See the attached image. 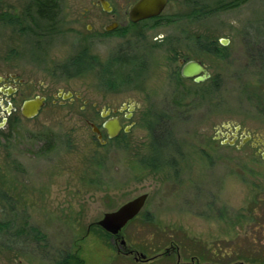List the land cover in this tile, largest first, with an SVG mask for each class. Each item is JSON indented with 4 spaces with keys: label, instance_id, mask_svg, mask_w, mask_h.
Instances as JSON below:
<instances>
[{
    "label": "rangeland",
    "instance_id": "1",
    "mask_svg": "<svg viewBox=\"0 0 264 264\" xmlns=\"http://www.w3.org/2000/svg\"><path fill=\"white\" fill-rule=\"evenodd\" d=\"M136 1L109 0L120 12ZM191 1L168 0L158 23L99 39L79 20L91 0H61L57 37L42 34L32 0H0V70L50 88L40 113L10 133L0 169V221L28 224L44 240L23 236L14 249L0 247V264H54L65 254L82 264H144L121 255L120 239L96 226L143 194V209L120 233L137 254L151 259L172 249L161 264H200L185 253L194 244L227 253L208 264H264V202L256 200L264 197V146L262 155L252 148L264 143V0L224 11L217 2L233 0L202 1L211 14L198 20L188 17ZM89 45L91 65L67 67ZM179 59L201 63L209 78H181ZM58 88L135 107L129 134L100 146L80 101L51 103ZM223 127L240 128L244 143L227 146L231 139L217 138ZM167 137L171 146L162 150Z\"/></svg>",
    "mask_w": 264,
    "mask_h": 264
},
{
    "label": "flooded vegetation",
    "instance_id": "2",
    "mask_svg": "<svg viewBox=\"0 0 264 264\" xmlns=\"http://www.w3.org/2000/svg\"><path fill=\"white\" fill-rule=\"evenodd\" d=\"M101 2L106 3V9L102 7ZM60 4H61V0H58L57 11L55 12V14L51 15L53 20H45V19L42 20L46 26L45 27L46 30H43L44 33H42L45 35V37H52L51 35H56L57 37L61 35V33L56 29L57 26L59 25V17L61 14ZM131 7L129 8V10L131 9ZM166 7L164 8L163 12L165 11ZM93 9H99V12H94ZM129 10L126 12L125 11L120 12L118 10H115L114 7L110 4L109 0H91L89 6L85 7L80 12L79 20L85 22L84 29L87 31L88 34H91L92 32L96 33L95 34L96 38L108 39V38H112L113 36L123 38L124 36H127V32L129 28L135 27L137 25H143L148 22L158 23L163 14L162 12L157 17L142 20L137 23H132L129 20ZM35 15L37 18H39L36 12ZM89 47L90 45L85 47L86 49L83 50L81 54H78L69 59L83 57L85 59L95 60L94 56H90V54H88V50H90ZM187 62L188 61H185L184 59L178 60V66L180 67L179 75L182 66ZM31 89H34L35 91L42 93V95L40 96L37 95L34 96L33 98L27 97L25 94L30 92ZM49 91L50 88L48 84L44 83L41 86L40 85L38 86L35 81H33L30 78H27L25 75H22L12 70H8V71L0 70V153H2L0 159V169L3 168V165H5V160L8 155L6 152L8 151L10 145L9 144L10 138L12 137L10 133L14 132L13 130L21 120L27 121L20 114V109L22 104L27 100H31L38 97L43 99V103L45 107L49 97L48 95L45 94ZM73 96L75 97V99H77L82 103V106L79 108L81 113L82 114L88 113V116L83 118L84 124L90 128L94 141L98 142L100 146L104 147L108 143L118 140L121 136L123 137L129 134L131 128L133 127V122H131V120L134 118L136 114L135 107H132L131 105H127V104L115 105L109 103H102L101 101H98L96 99L83 100L80 95H73L70 92L65 94L64 90L60 88H58L56 92L50 95V97L52 98L51 103L55 105V104H64L65 101L72 102ZM113 122L117 124L118 133L114 138H109L105 126ZM222 130H224L227 133L224 134L221 131L216 132L217 138L222 137L224 140L231 139L229 142L227 141L228 142L227 146H234L236 141L240 140V137L238 135L240 128L235 127L231 129L229 127H223ZM251 139L252 138L250 136L247 137V140L249 142L251 141ZM242 140L243 139H241L240 142L244 143V140L243 141ZM241 143L238 145L239 147H241ZM262 146H264V143H260L254 140V142L252 143V148L256 151V155H262V153H260V149ZM51 150L52 147L47 146L42 149V153H47L50 152ZM262 159L264 160V155H262ZM256 200L257 202H264V197L257 198ZM262 205L264 206V203ZM8 220H10L9 223L10 233L8 235L9 243H7L6 234L0 235V238L3 239L4 242V244H0L2 245L0 247L4 249H14L17 241H19L20 238H22L23 236L27 237L25 232H29L31 227L28 226V224L23 226L24 233L21 235L22 237L17 238L16 236L17 222L15 219L12 218ZM111 240L113 241L115 240L114 242H117V240L119 239L115 237H111ZM119 249L123 251L121 255H123L125 258L127 257L134 258L135 256L138 255L137 252L128 248L127 245L121 246V248ZM175 251L177 253L176 255L177 260L178 258L180 260L181 256L179 254L178 249H176ZM157 257L159 256H156L155 259H157ZM155 259L152 260L148 259V261H138V262L150 263ZM192 259L194 258H191V261Z\"/></svg>",
    "mask_w": 264,
    "mask_h": 264
},
{
    "label": "water",
    "instance_id": "3",
    "mask_svg": "<svg viewBox=\"0 0 264 264\" xmlns=\"http://www.w3.org/2000/svg\"><path fill=\"white\" fill-rule=\"evenodd\" d=\"M167 3L168 0H139L129 10V20L132 23H137L142 20L157 17L163 12ZM101 5L106 9V3L101 2ZM221 44L226 45V43L223 42H221ZM180 76L186 80H193L194 83H202L209 78L206 68L201 63L195 61L185 63L181 68ZM43 107L44 103L41 98L37 97L27 100L22 104L20 114L26 120L33 119ZM105 129L107 130L109 138H114L118 133V127L115 122L106 125ZM147 198V194L140 195L123 204L117 210L105 213L103 218L96 223V226L111 237L120 239V245L125 246L126 243L122 237H120V233L129 222L138 216ZM155 258L156 256L151 258V260ZM134 260L136 262L148 261L143 254H138V257L135 256Z\"/></svg>",
    "mask_w": 264,
    "mask_h": 264
},
{
    "label": "trees",
    "instance_id": "4",
    "mask_svg": "<svg viewBox=\"0 0 264 264\" xmlns=\"http://www.w3.org/2000/svg\"><path fill=\"white\" fill-rule=\"evenodd\" d=\"M33 4H34V9L36 14L38 15V17L41 20H53L51 15L55 14V12L57 11V7H58V0H32ZM204 1L207 0H192L191 2H189L190 5H188L190 7L189 10V14L188 17L192 18V19H200L203 17H206L207 15L211 14L209 11L205 9V2L203 4ZM248 0H233L227 4L224 5H220L219 2H217V9H220L221 11L224 10H229V9H235L243 4H245ZM206 10V11H205ZM215 53H217V50H215ZM263 59V67H264V58ZM88 65L90 64V60L89 59H85L83 57H77V58H72L69 59L67 62V67H70L73 71H79V70H83L86 69L88 67ZM68 77V75H66ZM165 134L167 135V131H165ZM168 136V135H167ZM152 140H153V146L156 147V143L157 141V136L155 134V130L152 131ZM167 140H169L167 142V144L165 146H163L162 150L167 149L168 147L171 146V141L170 139L167 137ZM159 150V149H158ZM148 222H150V220H147ZM2 223H0V235H5L7 236V243L8 242V235L10 233V220H3L0 221ZM24 229L21 228H17V233L16 236L17 238L22 237L21 235L24 233L23 232ZM25 234L27 235V237L30 238H34L36 241L40 242L44 240V237L39 234V232L34 229V228H30L29 232H25ZM106 237L111 238L110 235L105 234ZM181 249L183 250L184 253V247L183 245H180ZM189 249H191V252L186 251L185 253H189V256L191 258H194L198 261V263L200 264H208L210 263H217V259L218 256H220V254H225V256H227V253H225V251H222V253H220V249H216L217 251H212L211 248H206V247H201L200 246V250H196L194 244H188ZM176 249H178L176 247ZM171 250H166L162 255H160L159 257H157V259H155L154 261L150 262V263H144V264H161L160 261L162 260H168L173 254H171ZM198 251V252H197ZM219 251V252H218ZM191 253V254H190ZM237 255V254H235ZM240 257V256H238ZM216 258V259H214ZM135 262V261H134ZM137 263V262H136ZM141 263V262H140ZM219 263V262H218ZM250 263H253V260H250ZM54 264H82V261L78 260L77 257L75 255H70V254H65L63 256L59 255V258L54 262ZM242 264V263H240Z\"/></svg>",
    "mask_w": 264,
    "mask_h": 264
}]
</instances>
